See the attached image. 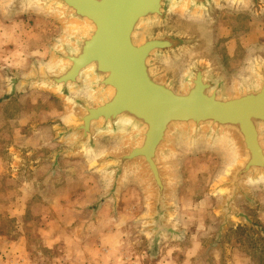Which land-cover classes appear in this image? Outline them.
<instances>
[{
  "label": "water",
  "instance_id": "water-1",
  "mask_svg": "<svg viewBox=\"0 0 264 264\" xmlns=\"http://www.w3.org/2000/svg\"><path fill=\"white\" fill-rule=\"evenodd\" d=\"M262 1L5 0L7 9L43 12L67 28L46 62L8 72L7 95L38 89L62 101L63 115L51 122L61 143L53 155L88 161L105 186L99 203L139 182L150 245L175 233L172 168L189 145L230 150L216 186L220 231L232 218L258 228L237 202L264 182V49L230 75L209 53L207 27L224 6L257 13Z\"/></svg>",
  "mask_w": 264,
  "mask_h": 264
},
{
  "label": "rangeland",
  "instance_id": "rangeland-1",
  "mask_svg": "<svg viewBox=\"0 0 264 264\" xmlns=\"http://www.w3.org/2000/svg\"><path fill=\"white\" fill-rule=\"evenodd\" d=\"M4 1L0 0V97H4L6 74L26 73L34 61L46 62L50 47L67 29L43 12L7 9ZM262 2L257 13L224 6L208 24L209 53L230 75L241 66L247 53L264 49ZM39 91H31L20 100L21 107L26 109L27 130L48 126L63 113L59 98ZM3 107L15 109L17 103ZM38 129L42 131L43 147H31L26 154L22 153L20 178L6 186V207L12 200L13 207L22 205L23 212L12 216L9 211L0 213V264H264V182L249 187V201L239 198L237 202V208L260 229L232 218L231 224L220 231L222 193L216 186L228 167L227 157L224 151L206 143L198 147L189 145L176 156L170 193L173 211L168 220L175 233L164 235L154 246L145 232L146 222L141 219L146 212V197L136 181L123 187L116 214L105 205L96 219H90L87 212L72 217L86 220L84 223H38L44 218L34 214L31 204L38 202L45 192L67 191L68 185L81 192L88 184L90 190L80 193H86L81 199L85 202L98 187L93 175H87L85 166L77 160L71 161L72 166L70 162L66 164L63 173L52 180L46 175L45 166L31 165L28 161L37 151L51 148L50 128ZM33 179L36 182L27 188L31 193L18 196L17 202L13 195L16 185L23 180L32 183ZM41 230L46 231L43 236Z\"/></svg>",
  "mask_w": 264,
  "mask_h": 264
},
{
  "label": "crops",
  "instance_id": "crops-1",
  "mask_svg": "<svg viewBox=\"0 0 264 264\" xmlns=\"http://www.w3.org/2000/svg\"><path fill=\"white\" fill-rule=\"evenodd\" d=\"M5 77V84L3 85L4 97H0V196H3L2 200H0V213L9 211L10 216H12V214L23 212L22 205L13 207L14 202L12 200H9L7 202L9 208L6 207L4 195H6L7 192L5 190H7L6 186L10 181H18L20 178L19 170L21 167L18 166H22V163L19 161L20 159H22V153L24 152V154H26L28 151H30L29 148L31 147L37 148V150L43 147V143L41 142L42 131L38 129V127H44V130L50 128V132L52 134L50 142L51 148L47 151H37L36 155L28 162L33 166H45V168L47 169L46 175L52 180L54 178H57L58 174L63 173L66 164H69L70 162L71 164L69 165L72 166L71 161L77 160L85 166L84 172L87 175H93L94 179L98 183V187L96 189L97 192H95L92 196L89 195L88 197H86L85 202H82L81 199L83 196H87L86 193H84L83 195L80 193L82 191L90 190V185L88 184L84 186L81 192L75 190L71 185H68V188H70V190L67 191H56V193L53 194L45 192L44 195H42L40 199H38V202L31 204V207L34 210V214L38 215L40 218H44V221L40 220V222L38 223H46L47 221L49 224H67L80 221L84 223V221L86 220H73L72 217H74L76 214L78 216V213L87 212L90 213V219H96L99 212L102 211L105 205H109L111 211L116 214L120 207L123 189L121 190L115 202L112 200L104 199L99 203L100 198L105 193V186L102 185V182L97 179L98 177H96L94 173L90 172L88 161L84 158L77 156L75 157L72 155H63L59 157L53 155V152L61 145V143L56 139L54 126L51 124V122L58 117L51 120L50 124H47L48 126L38 125L35 126V129L33 130H27L24 119L26 109L24 106L21 107L20 100L24 98L27 93L31 91H37L38 89H30L26 92H18L16 96L8 97L7 74ZM1 83L2 80H0V84ZM41 91L42 90H40L39 92ZM52 96L55 97L54 95ZM11 102L17 103V107L15 109L3 107L5 105L7 106ZM62 111L64 113V108ZM63 113L61 114V116L63 115ZM35 182V179H33L32 183H28L26 180H23L21 184L18 183L16 185L17 189H15L13 192L15 200L18 202V196L25 197L29 195L31 192L30 190L27 191V188L30 189L32 187L31 184ZM90 199L91 201H89ZM97 203L98 205L96 206ZM40 232L43 236L46 231L41 230Z\"/></svg>",
  "mask_w": 264,
  "mask_h": 264
},
{
  "label": "bare ground",
  "instance_id": "bare-ground-1",
  "mask_svg": "<svg viewBox=\"0 0 264 264\" xmlns=\"http://www.w3.org/2000/svg\"><path fill=\"white\" fill-rule=\"evenodd\" d=\"M71 27V29H76V26H74L73 28H72V26H70ZM223 141H228L227 139H222ZM220 145L218 146V148L219 149H221L222 151H224V153H225V155L226 156H229V148L226 146L227 144L226 143H219ZM228 152V153H227Z\"/></svg>",
  "mask_w": 264,
  "mask_h": 264
}]
</instances>
